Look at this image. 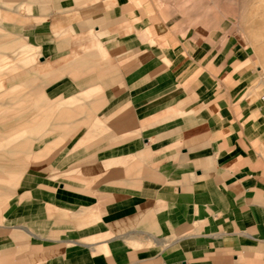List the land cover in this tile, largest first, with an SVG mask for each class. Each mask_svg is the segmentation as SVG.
<instances>
[{
  "label": "crops",
  "instance_id": "1",
  "mask_svg": "<svg viewBox=\"0 0 264 264\" xmlns=\"http://www.w3.org/2000/svg\"><path fill=\"white\" fill-rule=\"evenodd\" d=\"M18 2L26 81L60 115L8 176L0 264H264V93L243 36L181 25L167 0Z\"/></svg>",
  "mask_w": 264,
  "mask_h": 264
},
{
  "label": "rangeland",
  "instance_id": "2",
  "mask_svg": "<svg viewBox=\"0 0 264 264\" xmlns=\"http://www.w3.org/2000/svg\"><path fill=\"white\" fill-rule=\"evenodd\" d=\"M167 1L181 25L238 31L252 52L264 93V0ZM26 11L18 0H0V140L8 131L27 125L9 140H1L0 201L14 187L15 182L7 180L10 173L20 174L33 142L42 139L60 115L59 104L45 102L43 90L29 87L26 81L28 71L39 62L35 55L38 46L27 37V23L19 21ZM18 40L27 46L5 47Z\"/></svg>",
  "mask_w": 264,
  "mask_h": 264
},
{
  "label": "built area",
  "instance_id": "3",
  "mask_svg": "<svg viewBox=\"0 0 264 264\" xmlns=\"http://www.w3.org/2000/svg\"><path fill=\"white\" fill-rule=\"evenodd\" d=\"M261 99H263V100H264V95H262V96H261Z\"/></svg>",
  "mask_w": 264,
  "mask_h": 264
}]
</instances>
